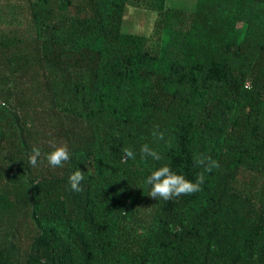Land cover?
<instances>
[{"label":"trees","instance_id":"trees-1","mask_svg":"<svg viewBox=\"0 0 264 264\" xmlns=\"http://www.w3.org/2000/svg\"><path fill=\"white\" fill-rule=\"evenodd\" d=\"M168 1L0 0V264H264V0ZM197 154L219 163L202 191L148 198Z\"/></svg>","mask_w":264,"mask_h":264},{"label":"clouds","instance_id":"clouds-1","mask_svg":"<svg viewBox=\"0 0 264 264\" xmlns=\"http://www.w3.org/2000/svg\"><path fill=\"white\" fill-rule=\"evenodd\" d=\"M153 137L158 140H164V133L158 130L156 126L152 133ZM52 150L45 154L47 163L52 168L63 167L66 162L71 159V153L66 144L51 143ZM122 159L126 162L128 159H135L137 153L132 149L123 148ZM141 159L151 157L155 161L161 159V155L149 147L148 144H143L139 149ZM42 155L39 147H33L28 155L30 166L36 167ZM196 166L203 169L196 176L195 181L186 179L184 175L174 173L167 165L161 166L151 172L145 180V184L149 186L148 198L151 200L163 199L168 201L174 197L181 195H191L202 191V185L205 182V173H211L213 169L219 168L218 161L214 160L209 155L197 154L193 157ZM84 180L83 170L77 169L69 177L71 189L75 192H81V182Z\"/></svg>","mask_w":264,"mask_h":264},{"label":"rangeland","instance_id":"rangeland-1","mask_svg":"<svg viewBox=\"0 0 264 264\" xmlns=\"http://www.w3.org/2000/svg\"><path fill=\"white\" fill-rule=\"evenodd\" d=\"M196 0H169V5H175L182 8H192ZM155 19L154 11H146L130 7L126 14L124 30L135 33L149 34L153 28Z\"/></svg>","mask_w":264,"mask_h":264}]
</instances>
